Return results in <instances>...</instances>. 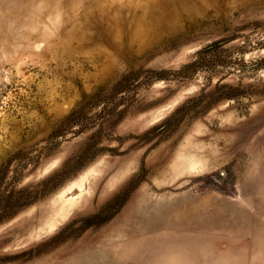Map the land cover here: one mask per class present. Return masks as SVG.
Returning <instances> with one entry per match:
<instances>
[{
  "label": "rangeland",
  "instance_id": "374dc122",
  "mask_svg": "<svg viewBox=\"0 0 264 264\" xmlns=\"http://www.w3.org/2000/svg\"><path fill=\"white\" fill-rule=\"evenodd\" d=\"M0 264H264V0H0Z\"/></svg>",
  "mask_w": 264,
  "mask_h": 264
}]
</instances>
